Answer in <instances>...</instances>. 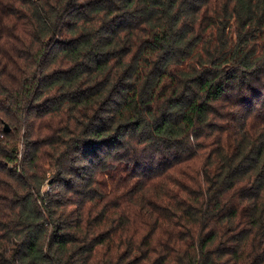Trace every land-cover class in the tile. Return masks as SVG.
<instances>
[{"label":"trees","instance_id":"trees-1","mask_svg":"<svg viewBox=\"0 0 264 264\" xmlns=\"http://www.w3.org/2000/svg\"><path fill=\"white\" fill-rule=\"evenodd\" d=\"M0 249L264 264V0H0Z\"/></svg>","mask_w":264,"mask_h":264},{"label":"clouds","instance_id":"clouds-1","mask_svg":"<svg viewBox=\"0 0 264 264\" xmlns=\"http://www.w3.org/2000/svg\"><path fill=\"white\" fill-rule=\"evenodd\" d=\"M233 3H235V0H233ZM229 31H231V29ZM204 36L206 40L215 39V28H208ZM23 131L24 130L21 129L22 133ZM123 135H127V132H125ZM141 136L143 139L139 140L136 144L129 145L127 150L133 153V158L142 166L159 163L160 159L164 155L176 150L173 148L171 143L166 141L165 138L153 135L151 127L144 128L141 132ZM118 139L120 138L118 137ZM189 139L194 141V137L191 135L189 136ZM50 175L51 173H49V177ZM47 188L48 179L46 178L43 182V187L41 190L43 191ZM0 252H3V249H0ZM8 258L10 259V255Z\"/></svg>","mask_w":264,"mask_h":264},{"label":"water","instance_id":"water-1","mask_svg":"<svg viewBox=\"0 0 264 264\" xmlns=\"http://www.w3.org/2000/svg\"><path fill=\"white\" fill-rule=\"evenodd\" d=\"M5 131H10V126L8 124L5 125Z\"/></svg>","mask_w":264,"mask_h":264}]
</instances>
